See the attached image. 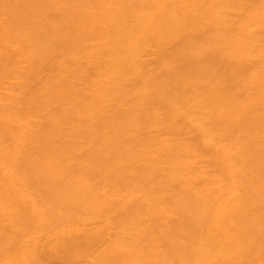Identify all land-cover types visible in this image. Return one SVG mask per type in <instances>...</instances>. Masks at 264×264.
Segmentation results:
<instances>
[{
  "label": "bare ground",
  "instance_id": "1",
  "mask_svg": "<svg viewBox=\"0 0 264 264\" xmlns=\"http://www.w3.org/2000/svg\"><path fill=\"white\" fill-rule=\"evenodd\" d=\"M133 5L0 0V264H264V239L232 231L239 210L264 221V0H147L123 29ZM46 8L86 83L41 78L55 65L18 17ZM223 69L243 94L211 82ZM29 82L66 133L37 138ZM34 143L35 188L18 170Z\"/></svg>",
  "mask_w": 264,
  "mask_h": 264
},
{
  "label": "rangeland",
  "instance_id": "2",
  "mask_svg": "<svg viewBox=\"0 0 264 264\" xmlns=\"http://www.w3.org/2000/svg\"><path fill=\"white\" fill-rule=\"evenodd\" d=\"M146 1L147 0H130V2L134 4L132 7L133 13L126 22L121 24L123 29H129L132 26L133 17L140 13ZM18 19L24 25L28 36L37 44L38 52L36 53V58L39 63H52L55 65L58 78H55L54 76L49 77L46 73L41 74V78L46 83V85L57 88L59 83H62L64 80L73 83L75 82L77 85H81V82L83 81L82 78L77 79L72 73L77 69V65L80 64V62L77 60L78 56H76L74 59H69V56L63 55V53L60 52V49L54 47L52 45L53 43H51L54 41L53 33L57 28H59V26H62V22L55 12H53L51 8H46L43 13H41V16L37 15L35 17L32 14H24L19 16ZM114 25L111 27V29L114 28ZM105 49L106 47L104 48L102 43L97 46V52L99 51L100 55L98 57L96 66L106 59ZM166 50L167 53H170L172 51V47L169 46ZM169 65V71L178 67V64L175 62L169 63ZM96 66L87 69L86 72H84V74L86 73L84 78L89 77ZM223 72L220 71V73L217 74L211 82H219L220 84H223L224 91L229 92L230 95L236 96L243 94V89L237 85V80L233 78L236 73L235 70L223 69ZM60 78H62L61 82L59 81ZM86 82L87 79H84L83 83ZM133 83H135V81L131 80V84ZM39 87L40 84L36 85L34 82H29L26 85L22 84V86L19 84V92H21V94L25 96L28 95L27 97L31 95L38 97V99L41 101V105L43 106V111L40 114L41 118H38L37 121V138L40 139L44 135L48 134H53L56 136L58 134L61 135L66 133V124L61 122V117L64 115V113L60 110L59 106L55 102L50 100L46 94H43V89L41 91L39 90ZM223 134L230 135L229 129ZM33 145L36 144H31L28 146V148H26V150H23L19 160L18 170L24 179L27 180L28 184L35 188L33 182L35 178V170L38 169L39 162L35 159L36 154L34 153L35 150H33ZM258 214L263 216L262 212ZM236 223L237 228H233L232 231L243 227L247 228L245 233H258L259 236L256 239H264V221L257 223L250 222L249 218L243 216V212L239 210L236 214Z\"/></svg>",
  "mask_w": 264,
  "mask_h": 264
}]
</instances>
